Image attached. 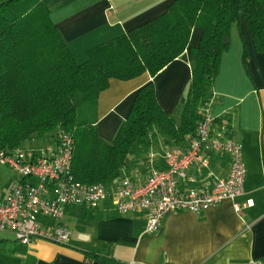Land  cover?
Returning a JSON list of instances; mask_svg holds the SVG:
<instances>
[{"label":"crops","instance_id":"0c3cea01","mask_svg":"<svg viewBox=\"0 0 264 264\" xmlns=\"http://www.w3.org/2000/svg\"><path fill=\"white\" fill-rule=\"evenodd\" d=\"M173 1L54 0L49 13L75 59L84 61L87 49L164 14ZM200 31L194 27L190 32L185 58H175L154 76L143 72L128 80L109 79L96 99L94 126L100 138L113 139L137 90L150 81L162 110L179 123L192 70L188 49L197 46ZM228 31L229 47L220 55L207 108L220 120L212 124L213 135L224 132L241 145L246 170L243 194L198 214L185 209L170 212L158 231L149 235L141 210L116 214L105 205L96 209L71 205L63 215L73 219L72 230L62 221L63 215L60 219L71 231L67 244L33 239L20 250L12 232L2 230L0 264H246L249 259H264V55L255 50L243 18ZM173 146L157 136L145 152L132 158L120 179L147 182L153 169L166 167L164 154ZM186 146L188 141L178 147ZM203 153L208 167L192 164L177 179L181 191L209 190L216 179L228 175L227 155L209 149ZM246 201L251 205L242 206ZM234 203L241 205L240 211L233 209Z\"/></svg>","mask_w":264,"mask_h":264},{"label":"trees","instance_id":"16d2710c","mask_svg":"<svg viewBox=\"0 0 264 264\" xmlns=\"http://www.w3.org/2000/svg\"><path fill=\"white\" fill-rule=\"evenodd\" d=\"M53 1L0 0V147L11 150L45 137L52 142L66 131L74 139L72 177L82 183L109 187L157 136L170 146L194 136L209 106L220 55L229 47L228 30L239 17L264 55V0H174L164 14L87 49L81 62L51 20ZM194 27L201 36L188 49L192 70L179 123L162 110L150 81L137 90L113 139L100 138L96 99L109 79L154 76L185 58Z\"/></svg>","mask_w":264,"mask_h":264},{"label":"built area","instance_id":"2783aa9c","mask_svg":"<svg viewBox=\"0 0 264 264\" xmlns=\"http://www.w3.org/2000/svg\"><path fill=\"white\" fill-rule=\"evenodd\" d=\"M212 119L205 108L188 146L167 149L166 167L153 169L143 183L128 176L109 187L75 180L70 165L74 139L66 131H58L52 142L41 148L0 147V167L12 173L0 188V230L12 232L21 245L27 246L33 239L67 244L71 231L60 223L65 209L71 205L92 209L105 205L116 214L141 210L144 232L149 235L158 231L170 212L185 209L198 214L223 200L234 201L243 194L246 173L241 145L233 138L213 135ZM205 149L227 155L228 175L216 179L209 190L181 191L177 179L192 164L208 167ZM248 205L250 201L242 204ZM240 207L234 203L233 209L240 211ZM246 264H264V259H249Z\"/></svg>","mask_w":264,"mask_h":264},{"label":"rangeland","instance_id":"374dc122","mask_svg":"<svg viewBox=\"0 0 264 264\" xmlns=\"http://www.w3.org/2000/svg\"><path fill=\"white\" fill-rule=\"evenodd\" d=\"M83 58L82 59L77 58V60L81 61V60H83ZM49 139H50L49 137H45L42 139H34L31 141L27 140V141L23 142L21 146L24 148H40L44 144H50L51 141ZM11 175H12V173L7 169V167L6 168L0 167V188H3L4 184H6L8 181L7 179H9L11 177ZM69 216H70L69 214L63 215L62 221L64 223H66L70 227V229L72 230V228L74 227L73 226V219L71 218V220H68V219H70ZM75 219H81V218H75ZM3 233H5V232L0 231V237H2V235H4ZM25 248H26L25 245H20V244L17 245V249H20V250L24 249L25 250Z\"/></svg>","mask_w":264,"mask_h":264}]
</instances>
